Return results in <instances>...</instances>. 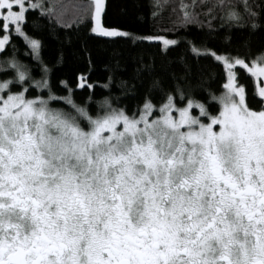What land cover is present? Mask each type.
Instances as JSON below:
<instances>
[{
	"label": "snow or ice",
	"instance_id": "snow-or-ice-1",
	"mask_svg": "<svg viewBox=\"0 0 264 264\" xmlns=\"http://www.w3.org/2000/svg\"><path fill=\"white\" fill-rule=\"evenodd\" d=\"M103 11L104 0H0V264H264V53L189 40L194 56L222 64V89L196 99L185 64L174 88L154 79L131 114L109 97L92 114L71 88L55 94L27 25L32 13L66 27L90 16L94 33L129 35L103 27ZM170 11L174 26L255 30L264 0H174ZM241 75L253 79L250 95ZM77 87L94 84L81 76Z\"/></svg>",
	"mask_w": 264,
	"mask_h": 264
},
{
	"label": "trees",
	"instance_id": "trees-1",
	"mask_svg": "<svg viewBox=\"0 0 264 264\" xmlns=\"http://www.w3.org/2000/svg\"><path fill=\"white\" fill-rule=\"evenodd\" d=\"M169 7L157 12L156 0H105L103 26L114 28L129 36L104 38L92 33L93 22L86 16L80 23L70 22L69 26L57 23L54 17L32 13L29 16L27 32L41 41V58L49 67V80L57 96L68 95L72 89V99L77 104L89 105L95 114L97 101L109 97L113 105L124 108L129 114L143 102V97L152 84L159 78L165 89L175 86L171 74L184 75V65L191 67L184 81L185 91H191L196 99L204 100L207 89L216 92L222 89L226 73L221 63L211 56H194L188 50V41L198 46L206 45L218 53H231L254 58L264 53V17L260 26L252 30L250 26L221 28L219 20L212 21V27L173 25ZM257 4L260 0H255ZM203 19V17H201ZM159 35L176 39L177 45L164 48L161 43L143 39L145 36ZM22 59H25L26 45L23 39L17 42ZM29 63L37 62L27 57ZM33 75L39 78L40 69L32 68ZM83 76L93 89L78 88V78ZM111 77V80H109ZM246 86L249 95L253 91V79L246 75L238 77ZM65 81L67 87L61 84ZM122 82H124L122 84ZM108 87L105 88L104 85ZM92 99L89 100V94ZM162 93L152 89L154 103L161 102ZM179 100V98L177 97ZM53 106L66 107L63 101ZM210 111H215L210 108Z\"/></svg>",
	"mask_w": 264,
	"mask_h": 264
},
{
	"label": "rangeland",
	"instance_id": "rangeland-1",
	"mask_svg": "<svg viewBox=\"0 0 264 264\" xmlns=\"http://www.w3.org/2000/svg\"><path fill=\"white\" fill-rule=\"evenodd\" d=\"M104 9H105V0H104ZM103 13H104V11L102 12V14H101V25L103 26ZM93 22V21H92ZM93 27V26H92ZM104 27V26H103ZM106 28V27H105ZM120 31V30H119ZM121 32H123V31H121ZM94 35H96V36H100V37H104V38H117V37H123V36H114V37H107V36H104V35H102V34H100V33H94V32H92ZM129 36V35H128ZM176 40V39H175ZM147 41H149V40H147ZM158 42V43H161L162 45H163V43H162V41H159V40H152L151 42ZM177 45V44H176ZM173 46H175V45H170V46H167V47H165L164 45H163V47L164 48H170V47H173ZM209 56H211V55H209Z\"/></svg>",
	"mask_w": 264,
	"mask_h": 264
}]
</instances>
